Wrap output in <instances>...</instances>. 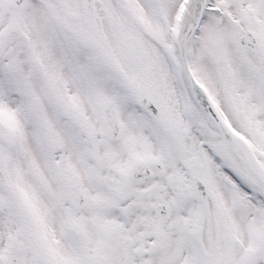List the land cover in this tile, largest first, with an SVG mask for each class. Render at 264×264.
<instances>
[{
  "label": "rangeland",
  "instance_id": "obj_1",
  "mask_svg": "<svg viewBox=\"0 0 264 264\" xmlns=\"http://www.w3.org/2000/svg\"><path fill=\"white\" fill-rule=\"evenodd\" d=\"M65 1L44 5L30 0L27 12L23 13L28 16L24 19L27 29L0 39L3 78L0 79V138L7 144L9 120L11 116L21 115L36 126L40 154L39 166L28 176L29 190L22 194L15 190L7 163L0 162V193L7 200L5 204L0 200V226L13 228L15 222L20 230L8 238L0 232V264H39L29 239L33 231L39 235L52 264H81L67 259L70 239L66 243V232L62 230L63 225L66 229L76 224L75 217L73 221L70 219L69 208L63 204L64 192L59 182L64 178L63 172L69 171L64 147L67 141L75 143L74 138L79 137L82 144L96 146L99 155L121 157L120 153H125L133 139L132 130L137 121L134 116L138 113L130 98L123 97L139 94V87L144 90L141 84L147 74L142 72V67L157 70L151 85L160 108L159 118L172 122L179 131V135L172 136L168 131L166 143L174 150L183 145L206 170L203 179L208 191L215 193L207 227L214 231L217 243L226 233L233 241L236 260L246 251L248 258L258 256L264 261V188L222 143L219 133L194 101L178 63L174 27L184 0H129L134 5L135 17L161 40L159 6H167L162 15L167 30L165 47L145 38L130 17L127 21L120 20L121 27L130 34L123 41L119 36L123 30H118L115 24L116 17L122 16L115 8L111 20L102 21L103 16H99L102 31L99 30L97 37L90 32L83 40L77 35L76 38L53 22L54 17L63 15ZM207 2L203 24L189 44L191 72L264 169V0ZM246 33L256 37L257 51L241 44ZM100 47L101 52L97 49ZM63 85L69 86V96L74 100L69 105L80 112L78 120L65 119L56 109L53 96L64 91ZM102 99H115L118 103L123 135L117 142L110 141L104 133L100 115ZM144 119L147 120L146 116ZM148 119L149 128L157 127L158 118ZM32 130L26 129V134ZM145 137L148 143H153L152 136ZM9 144L0 155L7 153L8 162H13L18 152L15 145ZM129 155L119 157L122 168ZM63 156L64 161H60ZM112 180L117 182L115 177ZM48 183L50 187L46 190ZM37 213L38 221L34 218ZM137 217H142L141 212H137ZM77 221L80 223V216ZM182 221L189 223L184 218Z\"/></svg>",
  "mask_w": 264,
  "mask_h": 264
},
{
  "label": "flooded vegetation",
  "instance_id": "obj_2",
  "mask_svg": "<svg viewBox=\"0 0 264 264\" xmlns=\"http://www.w3.org/2000/svg\"><path fill=\"white\" fill-rule=\"evenodd\" d=\"M35 1L44 5L54 3ZM7 2L0 0V39L6 35H18L22 28L27 29L24 19L28 16L23 13L25 10L27 12L30 0L25 2L21 10L15 7L9 9ZM114 8L122 16L116 17L115 24L118 30H123L119 36L124 41V38L129 39L130 34L121 27L120 20L127 21L130 17L136 26L135 13H132L134 5L129 0H94L93 16L82 0H66L63 15L54 17L53 22L62 25L68 34L77 35L81 40L90 32L97 37L99 30L102 31L99 16H103L102 21L105 18L111 20ZM159 8L162 40L146 29L153 39L149 41L165 47L164 35L167 30L162 15L167 6L160 5ZM50 10L48 6L49 16ZM70 14H74L76 20ZM97 49L103 51L101 47ZM142 70L145 76L147 74L141 84L144 90L141 91L139 87V94L123 97L124 100L130 98V103L134 105L132 107L138 113L134 116L137 121L132 130L133 139L125 153H120L122 158L131 154L124 168L121 167L119 154L99 155L96 146L82 144L79 137L74 138L75 143L67 141L69 144L66 143L64 147L69 171L63 172L64 178L59 179V182L64 192L63 204L69 208L70 219L73 221L75 217L76 222L74 227L71 224L66 229L64 225L62 228L66 232V243L70 239L66 250L67 259L72 263L91 264L93 259L106 255L114 247L123 255L126 264H152L157 260L162 261V264H181L182 261H186V264H264L258 256L248 258L246 251L236 260L232 251L233 241L224 239L226 233L217 243L214 231L207 227L215 193L208 191L203 179H206L202 175L206 170L200 166L199 159H192L183 145L174 150L172 145L166 143L168 131L170 136L179 135V131L172 122L159 118L160 108L155 102L151 85L158 75L157 70L147 67H142ZM73 83L77 85V82ZM61 88L64 91L55 92L53 96L59 115L68 120L80 119V112L74 111L73 106L69 105L74 101L69 96V86L63 85ZM145 100L158 113L155 116L159 119L157 127H148V117L152 113L142 105ZM106 101L113 103L118 112L115 99ZM81 129L86 130L85 127ZM145 135L152 136L153 143H148ZM63 158L60 161H64ZM131 161H140L147 166L145 178L138 179L128 172L127 166ZM60 169L64 168L60 166ZM113 177L117 182L112 180ZM194 177L203 184L204 200H200V192L193 185ZM137 212H141V218L137 217ZM78 216L80 223L77 221ZM182 218L189 223H184Z\"/></svg>",
  "mask_w": 264,
  "mask_h": 264
},
{
  "label": "water",
  "instance_id": "obj_3",
  "mask_svg": "<svg viewBox=\"0 0 264 264\" xmlns=\"http://www.w3.org/2000/svg\"><path fill=\"white\" fill-rule=\"evenodd\" d=\"M25 0H10L8 2V7L21 8ZM53 1V0H50ZM87 8L93 6V0H83ZM190 0H185L183 4L182 11L187 10L188 2ZM206 0H197L195 6V12L192 20L186 26H184L180 32V36L177 41V53L178 60L182 72L184 74L185 80L192 92L193 97L198 102L202 110L206 113L208 118L211 120L213 125L219 131L223 139L229 144L230 148L240 160L247 171L264 186V170L259 166L255 158L252 157V153L248 146L246 147L239 141L237 135L233 130L227 125L220 113L214 106L211 98L205 92V90L197 83L191 74L188 62V46L191 38L197 33L201 26L202 20L206 11ZM139 24V23H138ZM141 30L145 33V29L139 24ZM242 44L251 47L253 50H257V43L252 35H245L242 38ZM145 106L150 107L148 103H144ZM103 114V124L106 134L113 140H117L120 137V126L116 110L112 104L105 103L101 106ZM145 166L140 162L130 165V170L136 172V176H144ZM197 186V183L195 182ZM30 239L33 243L35 250V257L40 262V264H51L49 257L36 233L30 234ZM117 253L112 250L105 257L99 258L93 262V264H123L120 256L117 257ZM115 259H119L117 261Z\"/></svg>",
  "mask_w": 264,
  "mask_h": 264
},
{
  "label": "bare ground",
  "instance_id": "obj_4",
  "mask_svg": "<svg viewBox=\"0 0 264 264\" xmlns=\"http://www.w3.org/2000/svg\"><path fill=\"white\" fill-rule=\"evenodd\" d=\"M196 4H197V0H190L188 2L187 10H185L184 12H181V14L178 16L179 18H178V22L176 23V33L174 36V44L177 43L182 28L186 26L188 23H190V21L192 20L194 12H195ZM0 72H1V66H0ZM1 76H0V79H3ZM7 96L8 95L6 94V97ZM3 103H1V105L3 106V108L7 109L6 105ZM9 121H10V131H9L10 137H8L7 145L9 147L10 146L9 142H10L12 145L16 146L17 152H18V158H16L13 162H8V159H7L8 154L4 152L3 154H1L2 156L0 155V162L7 163V168L9 170L10 179L13 181L15 190L22 194L29 190L28 176L35 169L36 166H39L37 164V161L39 162V156H40L39 151H38L39 133L35 131L37 129H36L34 122H31L27 119H23L21 115L11 116ZM26 129H29L30 131L32 129L34 130H32V133L27 135ZM238 139L246 147L242 139L240 137ZM22 167H24L23 170H22ZM49 187H50V183H48L47 186L45 187L46 190ZM0 200L3 201L2 202L3 204L7 202V200L5 199V197H3L1 193H0ZM39 217L40 216L38 213L37 215L34 216L35 220L37 221ZM14 224L15 226L13 228L4 227L2 229L0 226V232H3V234L7 238L12 237L13 236L12 234L16 235L17 232L20 230H19V226L17 225V223L14 222ZM134 260L137 261V259H134Z\"/></svg>",
  "mask_w": 264,
  "mask_h": 264
}]
</instances>
